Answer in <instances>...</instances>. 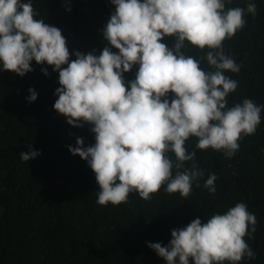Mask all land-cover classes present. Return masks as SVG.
<instances>
[{
    "label": "clouds",
    "instance_id": "9594fccd",
    "mask_svg": "<svg viewBox=\"0 0 264 264\" xmlns=\"http://www.w3.org/2000/svg\"><path fill=\"white\" fill-rule=\"evenodd\" d=\"M232 2L110 0L114 11L101 29L106 46L96 55L95 50L70 53L62 31L36 18L33 0H0V71L23 77L34 61L58 72L54 110L68 125H91L94 134L91 146L77 137L75 146L67 147L94 173L97 204L117 206L130 193L151 200L162 188L186 199L205 177L196 151L185 146L190 137L196 138V149L231 158L240 141L256 133L264 104L251 98L230 104L238 81L226 73H239L241 64L226 53L224 42L258 9L255 0H246V7H229ZM164 37L173 38L171 47ZM193 50L203 54H188ZM134 66L135 79L126 85L123 74ZM41 71L48 75L46 68ZM28 93L26 101L34 102L38 93L32 88ZM39 155L30 145L19 153L23 162ZM217 179L208 173L204 180L210 195ZM256 228L255 213L238 202L204 222L195 218L171 230L167 245L147 247L165 264H240L256 258L248 243Z\"/></svg>",
    "mask_w": 264,
    "mask_h": 264
},
{
    "label": "trees",
    "instance_id": "16d2710c",
    "mask_svg": "<svg viewBox=\"0 0 264 264\" xmlns=\"http://www.w3.org/2000/svg\"><path fill=\"white\" fill-rule=\"evenodd\" d=\"M255 3L257 15L248 14L244 28L224 42L226 53L241 64L239 73H226L238 81L230 104L244 98L264 104V0ZM228 6L246 7V0ZM33 7L37 19L62 31L70 53L95 50L99 55L106 46L101 29L114 11L110 0H33ZM162 42L171 47L173 38ZM31 66L33 71L23 77L0 71V264H165L148 242L167 245L171 230L195 218L204 222L238 202L257 218L254 239L245 237L256 258L240 264H264V111L256 133L240 141L234 157L196 149L195 137L186 141L205 172L201 186L194 185L186 199L162 188L151 200L130 193L125 203L101 206L94 173L67 147H74L77 137L84 146L94 144L91 125H68L53 108L58 72L34 61ZM136 70L123 74L126 85ZM29 88L38 93L31 103L26 101ZM29 145L40 155L23 162L19 153L29 151ZM208 173L218 177L214 195L203 187Z\"/></svg>",
    "mask_w": 264,
    "mask_h": 264
}]
</instances>
